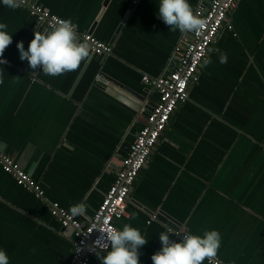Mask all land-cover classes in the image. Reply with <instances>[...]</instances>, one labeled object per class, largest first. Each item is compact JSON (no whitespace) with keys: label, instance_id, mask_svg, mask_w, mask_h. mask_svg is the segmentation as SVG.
<instances>
[{"label":"crops","instance_id":"0c3cea01","mask_svg":"<svg viewBox=\"0 0 264 264\" xmlns=\"http://www.w3.org/2000/svg\"><path fill=\"white\" fill-rule=\"evenodd\" d=\"M27 1L111 46L103 56L91 52L76 71L46 75L20 59L17 44L27 50L37 31L48 30L26 7L0 0V23L13 37L0 57L7 60L0 64V150L42 186L48 201L68 213L85 203L86 215L76 219L86 225L157 100L142 77L161 75L190 33L171 31L159 18L160 0ZM199 2L189 0L194 11ZM206 60L117 222L118 230L130 225L148 241L140 264H153L162 232L179 242V232L203 237L212 230L221 235L223 263L264 264V0H238ZM103 74L121 86H98ZM74 241L48 203L0 167V250L9 264H69ZM106 254H92L89 264H102Z\"/></svg>","mask_w":264,"mask_h":264},{"label":"built area","instance_id":"2783aa9c","mask_svg":"<svg viewBox=\"0 0 264 264\" xmlns=\"http://www.w3.org/2000/svg\"><path fill=\"white\" fill-rule=\"evenodd\" d=\"M238 0H200L194 12L207 20V27L200 35L190 33V40L181 39L176 45L173 58L158 77L144 75L142 80L157 94L154 107L146 117V122L130 146L129 154L122 159L115 180L92 219L86 225L72 217L59 203L50 202L44 197L42 186L21 170L14 158L0 150V167L14 176L17 184L34 193L37 199L48 203L50 214L61 227L71 229L74 234V249L69 264H89L90 256L96 252L107 253L111 248L104 241L97 243L101 229L117 228V222L127 215V202L139 173L146 165L149 156L169 125L178 105L189 99L190 85L197 81L198 71L207 59L211 45L216 41L221 28L227 23ZM21 7H26L39 25L52 30L59 20L58 16L27 0ZM232 29L230 24L227 25ZM81 42L85 40L91 46V52L103 56L111 52V46L95 38L90 33H80ZM176 62V63H175ZM99 76L96 77V82ZM156 219V216H153ZM182 240L185 232H179ZM216 260L223 263L218 256ZM208 262L207 259H205ZM209 263V262H208Z\"/></svg>","mask_w":264,"mask_h":264},{"label":"clouds","instance_id":"9594fccd","mask_svg":"<svg viewBox=\"0 0 264 264\" xmlns=\"http://www.w3.org/2000/svg\"><path fill=\"white\" fill-rule=\"evenodd\" d=\"M9 8L17 9L24 0H2ZM158 16L170 26L171 31L177 29L181 34L192 33L200 35L207 27V20L198 12H194L189 0H160ZM5 23H0V57L12 44L13 37L6 29ZM20 59L27 60L31 68L42 66L43 73L49 76H59L67 72L76 71L83 62L90 58L91 46L85 40L81 42L77 32V25L70 19L59 20L51 31L35 33L28 49L23 42L17 44ZM220 62H227V55L220 54ZM6 59H0V64H6ZM210 61L205 60L206 67ZM3 71L0 70V83H3ZM72 217L85 216L87 205L83 202L70 207ZM171 230H169L170 232ZM161 249L152 255L153 264H203L205 259L209 264H220L216 260L221 246V235L212 230L199 235L187 234L179 242L170 240L169 234L159 235ZM105 242L111 250L104 256H99L102 264H140V248L148 243L141 231L125 224L122 230L115 227L101 229L97 243ZM0 264H9V256L5 250H0Z\"/></svg>","mask_w":264,"mask_h":264},{"label":"water","instance_id":"95a60500","mask_svg":"<svg viewBox=\"0 0 264 264\" xmlns=\"http://www.w3.org/2000/svg\"><path fill=\"white\" fill-rule=\"evenodd\" d=\"M47 30H48V32L51 31L49 29H47ZM110 83L112 85L116 86V87L121 86V83H119L118 81H116L115 79L111 78L110 76H108L106 74H103L102 76H99V81L97 82V85L98 86H103V87L105 86L107 88V87H111ZM123 87H125V86H123ZM111 93H113V92H111ZM154 105H155V103H150L149 108H147L148 109L147 115L150 113V111L152 110V108L154 107Z\"/></svg>","mask_w":264,"mask_h":264}]
</instances>
